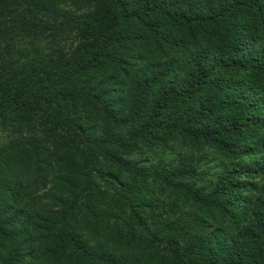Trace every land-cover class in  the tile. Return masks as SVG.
Masks as SVG:
<instances>
[{"label":"trees","instance_id":"16d2710c","mask_svg":"<svg viewBox=\"0 0 264 264\" xmlns=\"http://www.w3.org/2000/svg\"><path fill=\"white\" fill-rule=\"evenodd\" d=\"M0 264H264V0H0Z\"/></svg>","mask_w":264,"mask_h":264}]
</instances>
